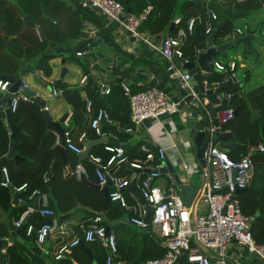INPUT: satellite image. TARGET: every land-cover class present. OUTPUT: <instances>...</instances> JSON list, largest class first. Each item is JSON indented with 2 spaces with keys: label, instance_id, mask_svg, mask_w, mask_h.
<instances>
[{
  "label": "crops",
  "instance_id": "crops-1",
  "mask_svg": "<svg viewBox=\"0 0 264 264\" xmlns=\"http://www.w3.org/2000/svg\"><path fill=\"white\" fill-rule=\"evenodd\" d=\"M0 1H1L0 7H5V4L6 5L19 4L18 0H0ZM63 1L67 3L69 2V4H71L72 2L73 6L71 7L73 9H76L75 0H63ZM186 1L188 0H178V7L176 9L175 16H173L169 20L168 24L163 30L158 32L152 31L150 26L149 27L146 26V22H143L142 26L139 28L140 36L134 37L135 39L133 40L132 36L127 34L120 24L118 27L109 25V27L111 28L110 29L104 28L103 29L104 31L101 34H106L109 38L108 43L112 42L113 45L110 46V44L104 43L102 45L96 46L95 48H91L88 51L82 52L81 56H77L76 52L74 51L72 53L57 52V48L74 49L79 44V42L86 40V42L89 43L93 38H95L98 35H101L99 31L100 28L102 27L103 20L100 18V14L97 11L83 6L79 8L80 9L79 25L81 29L78 39H65L63 41H59V43H56L53 39L51 40L48 39L46 45H44V47H41L38 45V43L41 41L40 39L41 37L40 34H37L36 32V29L40 30L41 32V28H40L41 15L38 12L31 11L32 8L25 6V3L21 1L24 4L25 8L22 4H20L19 7H21L22 10L23 9L26 11L28 10L27 12L20 15V17L23 19L24 22L23 24L24 28L20 29L19 31H15L17 33L11 31L10 32L12 33L11 35H8V37H4L2 41L0 39V76L8 75V74L18 75V72L21 68H24L26 64H31L33 66V70L25 73V75L23 76L18 75V77L19 76L22 77L23 83L26 85V88L32 90L35 93V96H38L39 98L44 100L45 102L44 106H46L45 110L48 112V115L52 121L58 122L60 119H62L63 116L65 115L68 116L70 125L72 127L71 129L72 137L74 139L77 138L78 134L81 131H87V140L84 146L85 148L88 141L98 138V136L91 137L90 135L91 130L89 127V122L95 116L98 108L103 107L108 112L113 110L115 111V113L120 114L122 110L121 108L124 105L123 102L124 99L122 100L121 96L118 94L115 95L113 94L110 96L109 94L100 95L97 92V84L99 80H106L110 82L112 84V93L117 92L119 94L121 93L123 94L121 83L126 82L129 85L132 92L143 91L149 87H157L172 95L171 94L172 80L167 78L166 76H163L164 78L162 79H158L156 76L152 75L150 72L147 71V65L149 64V62H152L153 65L160 66L164 59V56L159 51L162 38H164L168 34H173L177 29L185 28L188 25L189 19L192 16L189 19H187L185 24L182 25L181 23V17L183 13L182 11L184 10L183 4ZM248 1L249 0L243 2L231 1L233 5H230L229 8H225L226 5L225 2L224 3L218 2L219 4L218 3L215 4H217L219 7L216 8L213 4L210 5V0L204 1V6H201L195 0L196 4H198L201 8L204 7L205 10L208 7H213V9H215L219 17L218 24L228 19V16H225V14L227 15V13H235L241 11L246 12L244 15L239 16L240 19L248 22V26H246L245 28L242 25L232 21L233 19L228 20V23L231 22L233 25L232 33L235 32L236 28H241L244 32L246 29H248L249 32L254 34L257 28L260 27L259 30L260 38L254 36L250 40L251 48L254 49L253 53L250 50H248L244 44L234 45L235 47L243 48L242 51L243 60H240L239 57H234V56L231 57V55H227V50L224 53L222 52L216 53L212 58V60L217 59L223 62H226L227 60L230 59H234L237 62L238 75L241 79L240 93L242 92L243 94H246L251 89H254L264 83V74L262 77L259 74V71H263L264 68L261 67V69L256 70V65H255L257 63H264V19L259 17L257 13H254V12H258L259 11L258 9L264 6V2L261 3V6L259 8H254L253 4L255 3L248 4ZM77 4H79V0H77ZM150 5L153 6V4ZM127 7L130 8V12H129L130 14H136V10L134 9V7L133 8L130 6ZM1 9L2 8H0V10ZM219 9L223 11V15L221 12H219ZM247 12H251L255 15L254 16L247 15ZM198 15H202V14H198ZM25 16L29 17L30 23L26 22ZM4 22L5 20L1 19L0 38L4 36L3 28H5L6 25L3 24ZM27 27L33 28V32L29 31V28ZM199 27L203 28V26L197 24L195 30H197ZM173 28H174V32H171ZM121 32L123 33L122 35H120ZM203 32L204 31L201 30V33L199 34L208 35ZM32 34H34V36ZM34 38H37V40H35ZM227 41L230 40L226 39L225 36L219 38L215 37L214 39V43L216 45ZM204 42H205L204 44L205 47L201 48L202 52L206 50V41L204 40ZM254 43H256L257 48L256 46H253ZM44 52L57 53L54 58L48 61V64L51 67L50 75H45L41 69H38L36 67L39 59L42 57ZM218 54H221V56ZM249 58L251 59L250 61ZM197 59L198 56L197 58L194 57L192 62L197 63ZM78 60L85 61L88 69L86 70ZM9 63L10 64L15 63L14 73L5 72L7 69V64ZM171 66L175 67V64L172 62ZM34 74H36V76L39 78L41 82L37 81L33 77ZM83 77H86V79L84 82H81ZM50 79L54 80L56 87L59 81L64 83L65 93L63 91L59 95H54L51 87L48 84V80ZM249 82H252V84L250 86H247ZM74 90H78L79 92L78 97L74 92H72ZM2 95L3 94L0 93V99ZM83 95L86 99V102L88 100L92 102V106L90 109H87L86 106L87 114H84L83 111L81 110ZM32 104L38 105L40 109L41 118L43 121V128H44V132L41 137V143H42L48 135L53 134L55 137L57 132L52 131L46 137L43 138L47 126L42 116L43 106H40L38 104L35 97L32 99V101L20 100L17 105L19 111V118L21 120L24 121L29 117L35 118V121L33 123L27 124V127L35 128L40 125L39 118L36 115V110H33V108L30 107ZM9 105H10V100L7 102L6 106L9 107ZM252 105H253V116H257L255 99H253ZM4 108H5L4 106L0 105V139L3 138L5 135H7L10 138L8 140V150L6 154L1 158L7 156V154L10 151V144L12 142L14 143V154L11 157L6 158L3 164V166L8 169V167L6 166L7 162H11L14 165H17L20 161H23L25 159L24 156H22L16 151V141L14 139L15 135L18 132L22 131V128L24 126L22 127V124L15 120V115L13 112L14 122L15 125L19 127V130H17L14 136L12 137L11 130L6 120V115L4 113ZM77 109L80 111V114L78 113ZM73 118L75 119L74 123H72ZM198 118L199 116L197 115V113L192 112L189 109V107H185L179 113L167 114L162 118L145 120L138 127L132 126L133 130L131 132H126L125 128H121L119 126V121L111 117L112 119L111 123L104 124V127L109 128L105 130V132L108 133L110 137L108 136H104V137H107L109 139L110 142L108 143L120 144V145L125 144L124 149L126 150V153L129 156L138 153L137 150L134 149V147L137 146V144L139 142H142L143 140H146L149 143L152 142L155 143L156 145L163 146L166 148V161L168 160L170 162L171 166L174 168V172H176L179 175L180 179L182 180V183L190 184L194 186H201V185L203 186L205 176L201 168L202 166H200L197 163V160L195 158V148L193 146V141H192L193 136L198 132V124H199ZM60 125L63 128L62 123ZM224 131H229V130H224ZM218 134L219 133H217L215 136L219 137ZM206 137L207 135L204 134L203 140H205ZM232 137L233 136L223 139H229ZM259 142H263V141H259ZM103 146L104 143L92 144V146L89 149L88 155L102 156V154L105 153V149L103 148ZM150 146L152 147L151 144ZM218 146L221 149H224L228 154L229 151V148H227L228 146L225 147V145L222 144V142H219ZM259 152L260 151H254L252 154L254 171H255L256 163L260 164L264 162V158H261V160L254 162V156ZM57 153L59 154L60 159L64 164V168L72 165L74 162H77L76 160H78V162H82L87 167V169L88 167H92L93 170V166L88 161V158L81 159L78 156V154L75 155L73 154L72 151L66 150L65 148H64L65 158H62V155L59 152ZM16 155L22 157L23 159H18V160L15 159ZM257 158L260 157H256L255 159ZM183 162L188 163V165H193V168L184 171L181 168ZM52 163H50V165H52ZM89 172L90 171L88 170V176L86 179L96 183V177L94 175V172L93 175L95 177V180L89 178ZM117 174L119 176L130 174V169L128 168V165L121 166ZM160 176H164V182L162 181L158 185L166 187L169 184H171V182H173L177 188L173 173L161 172ZM62 177H64L63 171H62ZM0 178L2 179L1 170H0ZM156 179L154 181L155 183H156ZM96 189L102 192L101 189L98 188ZM58 193L63 197V199L65 200V202H67V204H71L72 198L68 196L65 189L60 188V190H58ZM201 193H202V187L198 191L194 199V204L190 205L193 215H198L205 211V204L201 199ZM83 194L87 195V190H85ZM123 194L126 200V204L128 206L139 205L144 209L145 206H147V203L143 200V198L139 197L138 189L134 186L133 183L131 182L128 183V185L124 189ZM12 198H13V194L10 199L11 207L9 209H3L2 207H0V221L4 222V224L7 226L9 231L8 236L3 237L8 239L7 245L4 247L0 246V252L2 254V257L0 258V264H56L57 260L54 258L55 254L53 253L58 249V246L61 243L70 240L75 234L76 236H78V233L75 230V228L78 227L79 229L81 224H83V222H85L91 217L88 215L89 212H92L90 208L80 203H76V205L67 213L68 219L62 222L59 231L57 230L55 233L49 235L46 241L41 246H38L37 243L35 242V238L33 240H27L25 238H22L20 233L14 227L13 220L15 215L13 209L15 208L17 210L18 207H22L23 205L20 204L14 205ZM20 201L23 200L19 196V202ZM102 202L104 209L103 192H102ZM200 203H202L203 207L199 206ZM108 208H109L108 211L99 212L97 214L101 215L103 223L109 229L114 231L117 241V247L119 248L118 256L119 259L123 262V264H128L123 258L125 248L127 247V245L136 246L138 239L140 243V237H141L140 235L143 233H148L150 236H154L160 239V244L163 246V241L153 231L150 220H149V224L147 225L145 224L144 226H138L130 222L129 220V217L132 215L131 210L121 206L118 202L110 201ZM54 210L56 211L57 218L65 214V213H60L56 208H54ZM50 221L51 220H49L48 222ZM72 226L74 227L73 230L75 234H73V232L68 229V227H72ZM15 231H17V236L20 238V240L17 241L14 240L15 238L12 236V232ZM83 246L87 248L90 259L93 262H95L96 258L102 259L103 257L102 251L97 250L95 253H92L89 247L86 245V243L83 242ZM207 253L210 254L211 251L209 250L207 251ZM68 254H69V250L63 253L60 258H68ZM106 254L107 252L105 250V258H106ZM75 256L79 260H82V256L80 254L76 253ZM146 261H142L138 264H145ZM227 261L228 264H261L259 260L256 258V256L250 253L245 247H237L234 244H230L228 246ZM71 264H78V263L75 260H72Z\"/></svg>",
  "mask_w": 264,
  "mask_h": 264
},
{
  "label": "built area",
  "instance_id": "built-area-1",
  "mask_svg": "<svg viewBox=\"0 0 264 264\" xmlns=\"http://www.w3.org/2000/svg\"><path fill=\"white\" fill-rule=\"evenodd\" d=\"M227 1L243 2L247 0ZM219 2L224 3L225 0ZM79 3L83 7L97 8V12L104 16L108 23L113 20L117 21L125 32L133 37L140 36L139 28L153 10L152 5L148 4L138 15H135L127 12L117 0H82ZM216 21L217 13L212 7H208L204 15L192 16L185 28H179L173 34L162 38L160 53L169 60L176 55L182 66L189 62L184 57L183 47L188 37L195 33L196 25L203 26L204 33L209 34ZM234 33L243 35L244 31L241 28H236ZM234 33L226 34L225 38L232 40ZM201 52L200 48H196L195 57L197 58ZM76 55L81 56L82 52L78 51ZM209 64V68L197 67V82H202L204 91L214 90L225 85H229L231 88L213 92V99H210L205 92L195 90L194 85L190 84V73L179 72V84L180 87L186 89V95L179 97L177 101L172 99V95L157 87L132 92L126 82L121 83L123 94L129 101L130 121L134 127H138L145 120L156 119L163 113H179L185 107H189L199 116L198 132L207 135L204 140L206 142L203 155L205 165L201 167L205 176L201 193V199L205 204L203 213L192 214L191 206L181 200L173 182L166 187L154 182L161 175L160 168L165 165L166 148L163 146L143 140L139 150L145 154V157L130 159L122 145L106 143L103 146L109 153L106 158L99 155L87 156L93 166L96 183L101 188L108 186L110 201L118 202L121 206L131 210L130 222L144 226L146 210L139 205L128 206L126 204L123 192L128 183L134 184L151 208L149 220L155 234L162 239L165 252L163 256L149 259L145 264H177L183 254H186L187 261L190 263L228 264L227 249L230 244L245 247L256 256L261 264H264V244L255 240L250 229L254 217L243 213L236 198L237 194H235L237 189L247 188L251 184L254 178L252 154L254 151L263 152L264 142L249 144L245 153L238 159H232L224 149L218 146L215 135L223 132V126L235 117V108L231 101L241 79L238 75L237 62L234 59L226 62L213 59ZM213 73L221 74L220 79L209 81L208 77ZM85 79L86 77H83L81 82H84ZM48 84L54 95L63 92L62 89L56 87L54 80H48ZM9 86L10 83L7 80L0 79L1 90L6 91ZM23 87H26L24 83L10 100L11 112L16 110L20 100L32 101L34 98V96L24 94L21 91ZM97 92L100 95L110 94L112 84L106 80H99ZM186 96H190L189 102H185ZM86 106L87 109H90L92 102L88 100ZM43 109H46V106H43ZM111 121L109 112L100 107L90 120L89 127L98 137H110L103 127L105 123H111ZM62 125V137L55 132V144L62 145L63 148L75 154H81L87 140V131H81L75 140L72 137L68 116L65 117ZM132 130V126L125 128L126 132ZM123 165H128L130 174L119 176L117 172ZM181 168L186 171L193 168V165L183 162ZM1 174L0 185L5 188L11 187V178L6 167H1ZM49 176V170L45 171L42 174L43 181L47 182ZM63 176L82 180L87 178L88 169L82 162H77L75 165L64 168ZM25 187L26 183H23L20 186H13V190L20 192ZM28 200L33 205L26 206L25 210L13 220V225L16 228L21 227L27 217L34 212L51 218L50 222L42 223L36 229L35 242L41 246L59 225L56 211L50 206L48 194L39 189L32 190ZM33 230V225L28 224L26 234H31ZM79 230L82 235L74 238L69 245H62L54 257L56 260L70 247L80 242H99L107 252L105 264H123L118 256L115 233L103 223L101 215L96 214L90 217L81 224ZM201 246L205 247L206 251H202ZM209 250L210 254L207 253Z\"/></svg>",
  "mask_w": 264,
  "mask_h": 264
},
{
  "label": "trees",
  "instance_id": "trees-1",
  "mask_svg": "<svg viewBox=\"0 0 264 264\" xmlns=\"http://www.w3.org/2000/svg\"><path fill=\"white\" fill-rule=\"evenodd\" d=\"M32 8L31 11L38 12L41 15L40 21V30L36 29L37 34H40L41 41L38 43L39 46L44 47L48 39H53L56 43L63 41L65 39H78L80 33L79 25V15L81 4H77L75 0V8L73 9L69 2H64L63 0H18V5H6L0 10V23L1 19H4L5 25L4 33L0 39L1 41L4 37L11 35V31H19L24 28L23 19L20 17L21 14L27 12L22 10L19 7L20 4ZM125 8L127 6L134 7L136 14L138 15L143 8L149 3L153 4V10L146 20V26H150L152 31H161L168 24L169 20L175 16L176 9L178 7V0H117ZM264 0H249L248 4H253L254 8H259L261 3ZM1 4V1H0ZM3 4V3H2ZM211 5V4H210ZM24 6V8H25ZM181 6V5H180ZM184 10L182 11L181 23L185 24L187 19L191 16H196L198 14H205L204 7L201 8L196 4L195 0H188L183 4ZM213 8V7H212ZM225 16H227L225 14ZM219 17L217 15L218 23ZM19 22V23H18ZM142 22V24H143ZM141 24V26H142ZM140 26V27H141ZM29 28V31L33 32V28ZM104 28L101 27L99 33H103ZM203 28H198L195 33L188 37L183 47L184 57L189 61H193L195 57L196 48H204L205 42L199 35ZM233 25L229 22L226 26L221 27L217 30L216 38L223 37L226 34L232 32ZM174 32V28L171 30ZM17 33V32H15ZM204 33V32H203ZM34 36V34H32ZM13 39V38H12ZM15 39V38H14ZM37 40V38H34ZM37 43V42H36ZM41 43V44H40ZM57 53L44 52L42 57L39 59L37 68L41 69L45 75H50L51 67L48 64V61L55 57ZM8 61V60H7ZM80 64L87 70L88 67L85 61L78 60ZM15 64V63H14ZM7 64V69L5 72L14 73L15 65ZM203 67L209 68V64H203ZM10 68V69H9ZM221 74L213 73L208 77L209 81L214 79H220ZM57 87H60L65 93V85L62 82L57 83ZM241 84L237 86L236 92L232 98L231 104L234 108H238V114L231 120L229 123L223 126V130H229L233 133V137L229 139H223L216 137V142H222V144L228 146L229 148L228 155L232 159H238L246 151V146L248 144H256L259 141L264 142V83L254 89H251L246 94L240 93ZM78 97V90L72 91ZM118 94L121 96L124 105L121 108L120 114L115 113V111H110V117L117 119L119 121V126L121 128H126L127 126H133L130 121V106L129 101L124 96V94H119L117 92H111L110 95ZM208 96L213 99L214 94L210 93ZM256 101V110L257 116H253V105L252 101ZM30 107L33 110H36V115L39 118V126L35 128H28L27 124L33 123L35 121L34 117H29L26 120H21L19 118L18 107L14 111L15 120L22 124V131L18 132L14 139L16 141V151L25 157L23 161H20L17 165H14L11 162H7L6 166L9 169L12 186L5 188L0 186V207L3 209H9L11 207L10 199L14 192V186H20L23 183H26V187L20 191V197L23 201L30 202L28 196L34 189H39L40 191L46 192L50 200V206L54 209L56 208L60 213H65L62 216H59L57 228L51 233L59 231L60 225L62 222L68 219V212L76 205L80 203L92 210L89 212V216H94L99 212H106L109 210L103 209L102 202V192L88 185L82 180H75L73 177H62V171L64 164L60 159L59 154L55 150V137L53 134H50L46 139L41 143V137L44 132L43 121L41 118V113L39 106L32 104ZM78 113L80 111L77 109ZM75 122V119H72V123ZM71 126V125H70ZM104 130L109 128L103 127ZM72 129V127H71ZM91 137H95V133L90 128ZM10 137L5 135L0 139V158L4 156L8 150V140ZM77 139V138H76ZM75 139V140H76ZM110 142V141H109ZM139 142L137 146L134 147L137 150V154L128 155L130 159L143 158L145 154L139 150ZM68 150V149H66ZM141 153V154H140ZM75 154V153H73ZM77 155V154H75ZM109 155L107 151L102 154L103 158H106ZM256 157H260L255 159ZM264 158V152H259L254 156V162ZM78 162V160H76ZM84 161V160H83ZM53 162V163H52ZM77 162H74L72 165H75ZM52 163V165H50ZM50 168V169H49ZM49 169L50 176L47 182L43 181L42 174ZM89 178L95 180L93 175L92 167H88ZM1 180V178H0ZM60 183V185H59ZM63 188L66 190L68 196L72 198L71 204H67L63 197L58 193V190ZM87 190V195H84L83 192ZM236 198L239 201L240 207L246 215H252L254 217L250 229L257 242L264 244V162L257 164L255 166L254 178L251 184L247 187L246 190L240 192L236 195ZM25 210V206L18 207L17 210L14 208V219L17 218L20 213ZM51 220L49 217L41 216L39 213H31L23 225L16 230L20 233L22 238L27 240H33L36 236V229L45 222ZM28 224H32L34 230L31 234H26V228ZM151 228V226H150ZM69 230L74 232V227H68ZM78 229L75 228V230ZM77 231V230H76ZM9 231L4 222L0 221V238L8 236ZM50 234V235H51ZM136 243V246L127 245L124 250V259L128 264H138L142 261L148 259H153L163 256L165 248L160 244V239L150 236L148 233H143L140 235ZM76 234L67 242H63L58 246V249L53 253L57 254L59 248L62 245H69L71 241L76 238ZM89 247L92 253H95L97 250L103 252L102 259L96 258L95 262L90 259L87 248L83 245L77 244L69 248L68 258H59L57 259L56 264H71L72 260H75L78 264H105V250L102 248L99 242H84ZM119 246V244H118ZM119 249V248H118ZM122 249V248H121ZM123 252V250H122ZM76 253L82 256V260H79L75 255ZM11 256V255H10ZM2 254L0 252V258ZM55 257V256H54ZM122 258V257H121ZM178 264H195L187 261L186 255L180 257Z\"/></svg>",
  "mask_w": 264,
  "mask_h": 264
},
{
  "label": "water",
  "instance_id": "water-1",
  "mask_svg": "<svg viewBox=\"0 0 264 264\" xmlns=\"http://www.w3.org/2000/svg\"><path fill=\"white\" fill-rule=\"evenodd\" d=\"M79 1H82V0H79ZM204 1H207V0H196V2L199 3L201 6H204ZM91 9L97 11V8L91 7ZM126 11L130 12V8L127 7ZM245 13L246 12H243V11L235 12V13H227L228 19L225 20L224 22L220 23V24L215 23L213 30L208 35H200L199 34L200 37L206 41V50L199 54L198 59H197V63L189 61L187 63H184L181 66L179 59L177 58L176 55H174L170 60L164 58L163 62L160 66H155L152 64V62H149V64L147 65V71L150 72L152 75L156 76L158 79H162V78H164L163 76H166L167 78L172 80V90H171L172 93L171 94H172V99L174 101H177L179 97L186 95V89L183 87H180V84H179V79H178L179 72L180 73H190V75H191L190 84L194 85V88L196 91L205 92L206 94H210L213 92H221L223 90L231 89L229 85H225V86L218 87L214 90L208 89V90L204 91L202 82H197L198 81V74H197L198 68L197 67L199 65L202 66L205 63H210L212 58L214 57V55L216 53H218V52L224 53L228 48H232L234 45L244 44L248 50H250L252 53L254 52V49L251 48L250 40L254 36H257L258 38H260V33H259L260 27L257 28V30L255 31L254 34L249 32L248 29H246L244 32V35H238V34L234 33L232 40L227 41V42H223V43L217 44V45L214 43V39L216 37L217 30L219 28L226 26L228 24V20L239 17L240 15H244ZM247 15H253L254 16L255 14H253L251 12H247ZM100 18L103 20V22H102L103 28H109L110 29L111 27H109V25L114 26V27L119 26V23L115 20L108 23L104 16L100 15ZM25 20L27 23H30L28 16H25ZM122 34L123 33L121 32L120 35H122ZM132 39L134 40L135 38L132 36ZM108 40H109V38L106 34H101V35H98L95 38H93L89 43H87L86 40H83V41L79 42V44L74 49L57 48V52H61V53H72L73 51L74 52H78V51L85 52L91 48H95L96 46L102 45L104 43H108ZM108 44H110V46L113 45L112 42H110ZM172 62L175 64V67L171 66ZM32 70H33V66L31 64H26L24 66V68H21L19 70L18 75L23 76V75H25V73L32 71ZM18 75L8 74V75L0 76L2 80H7L10 83V86L8 87V89L6 91H3L0 89V93L3 94L1 99H0V105L5 107L4 113L6 115V120L8 122L9 128L11 130L12 137L14 136L16 131L19 130V127L15 125L13 112H11L10 107L6 106V104L9 100H11L14 93L16 91H18L23 86L22 77H20V76L18 77ZM33 77L37 81L41 82L39 80V78L36 76V74H34ZM21 91L26 95L34 96L36 101L38 102V104L40 106H44V103H45L44 100L39 98L38 96H35V93L32 90H29L28 88L23 87L21 89ZM189 100H190V96H186L185 102H189ZM81 110L83 111L84 114H87L86 99H85L84 95H83ZM237 114H238V108L235 109V116ZM166 115H167V113L160 114L158 116V118H162ZM42 116H43L44 121H45L46 126H47V129L44 133L43 138L46 137L52 131H56L59 134V136L62 137L63 128L61 127L60 124L63 122L66 115L63 116L62 119H60L58 122H54L49 117L48 112L45 109H43L42 110ZM203 135L204 134L202 132H197L193 136V140H192L193 146L195 148V158L197 160V163L202 167L205 165V160L203 158V155H204V150L206 147V142L203 140ZM218 136L221 138H228V137L233 136V134L230 131H224V132H219ZM108 142H109V139L107 137H98L97 139L90 140L87 142L86 147L83 149L82 153L78 154V156L81 159L87 158V156L89 154V149L92 146V144H96V143L106 144ZM122 146L125 147V144H122ZM55 150L62 155V158H65L64 148L62 145H57L55 147ZM13 154H14V143L12 142L10 144V151L7 154V156L0 159V170H1V167L3 166V164L5 162L6 158L11 157ZM15 159L18 160V159H23V158L16 155ZM164 164L165 165L162 168H160L159 171L160 172L173 173V175L175 177V183H176L177 189H178V194H179L181 200L183 202H185L187 205H193L194 199H195L198 191L201 189L202 185L201 186H194V185H190V184H183L179 175L176 172H174V168L171 166L170 162L168 160L167 161L165 160ZM233 174H234V172H233ZM84 182L92 185L95 188L102 190L103 195H104V209H107L108 205L110 203V199L108 196V190H109L108 186L101 188L97 183H94V182H92L86 178L84 179ZM246 189L247 188L237 189L235 191V194H239L240 192H242ZM138 195L140 198H143L139 191H138ZM19 196H20V192L16 191L13 193L12 201H13L14 205L20 204V205H23L25 207L29 206V205H33L32 202H26V201H20L19 202ZM145 210H146V214L144 216V222L147 225V224H149L151 208L147 205V206H145ZM76 230H77L78 236L80 237L82 235L81 231L79 229H76ZM12 236L15 238L14 239L15 241L20 240V238L17 236V231L12 232ZM7 243H8V239H6V238L0 239V246L4 247L7 245ZM79 244L83 245V242H80ZM201 249H202V251H206V248L203 246H201Z\"/></svg>",
  "mask_w": 264,
  "mask_h": 264
},
{
  "label": "rangeland",
  "instance_id": "rangeland-1",
  "mask_svg": "<svg viewBox=\"0 0 264 264\" xmlns=\"http://www.w3.org/2000/svg\"><path fill=\"white\" fill-rule=\"evenodd\" d=\"M220 0H210V4H213L216 8H218L219 6L217 5V4H215V3H218ZM219 4V3H218ZM225 8H229V6L230 5H233V3L231 2V1H227V0H225ZM259 11L258 12H254V13H257L258 15H259V17H261L262 19H264V6L263 7H260L259 9H258ZM219 12H221L222 13V15H223V11L221 10V9H219ZM232 21H234V22H236V23H238V24H240V25H242L244 28L246 27V26H248V22L247 21H245V20H242V19H240L239 17H237V18H234ZM253 46H256V48H257V45H256V43H254L253 44ZM242 51H243V48L241 47V48H239V47H232V48H228L227 49V55H231V57H239L240 58V60H243V55H242ZM218 55H220L221 56V54H218ZM223 56V55H222ZM224 57V56H223ZM242 57V58H241ZM251 59L249 58V61H250ZM251 63V62H250ZM256 65V70H258V69H261V67H263L264 68V63H257V64H255ZM259 74H260V76L262 77L263 76V74H264V70L263 71H259ZM252 84V82H249L248 84H247V86H250ZM215 141H216V136H215ZM164 182V176H160V177H158L157 179H156V183L157 184H159L160 182ZM200 207H203V205H202V203H200V205H199Z\"/></svg>",
  "mask_w": 264,
  "mask_h": 264
}]
</instances>
